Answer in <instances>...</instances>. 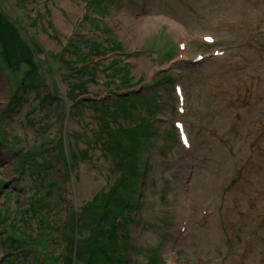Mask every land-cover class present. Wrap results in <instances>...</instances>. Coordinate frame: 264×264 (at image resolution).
Segmentation results:
<instances>
[{"label": "rangeland", "instance_id": "rangeland-1", "mask_svg": "<svg viewBox=\"0 0 264 264\" xmlns=\"http://www.w3.org/2000/svg\"><path fill=\"white\" fill-rule=\"evenodd\" d=\"M263 80L264 0H0V264H264Z\"/></svg>", "mask_w": 264, "mask_h": 264}, {"label": "bare ground", "instance_id": "bare-ground-1", "mask_svg": "<svg viewBox=\"0 0 264 264\" xmlns=\"http://www.w3.org/2000/svg\"><path fill=\"white\" fill-rule=\"evenodd\" d=\"M154 13H159L157 12L155 9H154ZM57 20H58V23L61 25V26H65V22L62 21V19L59 17V16H56ZM159 18H162V19H166L168 20L167 18H165L164 16H158L156 15L155 17H148V16H145L144 19H142V21H148V24H150V21H158ZM170 21V20H169ZM155 23V22H154ZM212 39V38H211ZM214 40V38H213ZM180 42L184 43V48L182 51H180L179 53H182L186 48H187V41L185 42V39H182ZM196 56V55H195ZM197 57V56H196ZM264 81V80H263ZM186 111H184L185 113ZM247 186V185H246ZM232 213L229 212L226 216L230 217V218H233L232 216Z\"/></svg>", "mask_w": 264, "mask_h": 264}, {"label": "trees", "instance_id": "trees-1", "mask_svg": "<svg viewBox=\"0 0 264 264\" xmlns=\"http://www.w3.org/2000/svg\"><path fill=\"white\" fill-rule=\"evenodd\" d=\"M110 100H111V99H110ZM135 127H136V126H135ZM135 127L133 126L132 128H135ZM147 133H148V130H147V129H144V130H143V135L146 136ZM130 136L132 137V136H134V134H131ZM129 138H130V137H129ZM93 252H94V251H93ZM93 254H95V256L102 255V253H101V254H100V253H93ZM118 260L121 261V257H120V255L118 256Z\"/></svg>", "mask_w": 264, "mask_h": 264}, {"label": "snow or ice", "instance_id": "snow-or-ice-1", "mask_svg": "<svg viewBox=\"0 0 264 264\" xmlns=\"http://www.w3.org/2000/svg\"><path fill=\"white\" fill-rule=\"evenodd\" d=\"M206 39H209L210 40V38H206Z\"/></svg>", "mask_w": 264, "mask_h": 264}]
</instances>
